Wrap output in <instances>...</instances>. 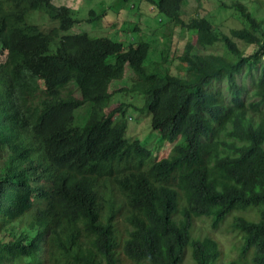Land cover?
Segmentation results:
<instances>
[{"label": "trees", "instance_id": "16d2710c", "mask_svg": "<svg viewBox=\"0 0 264 264\" xmlns=\"http://www.w3.org/2000/svg\"><path fill=\"white\" fill-rule=\"evenodd\" d=\"M53 1L0 0V264H176L172 250L184 248L188 235L171 229L177 224L192 229L199 220H208L214 227L224 223L238 231L242 262L232 261L264 264V115L258 149L245 155L237 168L219 169L206 160V146L199 145L191 126L171 114L195 99L196 93L186 92L187 85L226 77L230 85L238 86L231 71L242 67L258 72L257 88L245 94L248 100H258L247 109L264 103L262 24L233 0L230 9L240 12L244 27L231 29L229 35L220 31V25L215 28L213 19L200 9L191 20L183 17L188 0H140L156 6L155 12L176 26L195 31L203 41L200 52L194 43H187L180 57L188 64L187 77L172 73L169 58L158 50L151 67L160 63L159 68L148 74L145 65L151 43L124 53L122 43L93 39L84 29H76L81 21L70 8H57ZM36 13L56 27L45 32L34 19L30 23ZM138 15L146 22L155 14L140 11ZM155 21L165 25L164 18ZM136 31L158 47L157 29L145 31L137 25ZM220 42L235 54L241 53V43L253 44L254 51L249 58L214 63L203 52ZM127 63L145 89L122 88L128 102L114 114L125 113L128 107L151 110L152 125L165 139H176L174 131L182 129L184 141L168 162H152L148 150L126 140V124L115 127L114 114L100 117L95 108L86 126L75 124L77 109L86 103L101 107L113 98L118 90L110 92L105 75L112 68L113 76ZM217 95L223 118L239 110L237 95L231 92L230 100L224 101L220 91ZM137 96L142 102H134ZM114 162L125 166L124 180L113 178ZM206 172L214 174L220 185L208 184ZM238 209L242 212L234 214ZM231 214L233 218L224 221ZM117 219L126 224L124 232L117 229ZM213 239L207 237L193 249L197 264L219 263V246ZM251 251L253 260L247 254Z\"/></svg>", "mask_w": 264, "mask_h": 264}, {"label": "clouds", "instance_id": "9594fccd", "mask_svg": "<svg viewBox=\"0 0 264 264\" xmlns=\"http://www.w3.org/2000/svg\"><path fill=\"white\" fill-rule=\"evenodd\" d=\"M135 1H136L137 5L141 4L140 0H135ZM202 1L203 0H199L200 3ZM226 1H228V0H226ZM204 3H211V2H204ZM212 3H215V2H212ZM142 4L146 5V6L149 5L150 9L153 10V11H150V13H153L156 10H158L156 6H152L151 4L147 3L146 1H144ZM189 4L190 3L188 0L187 5L183 7L182 15H183V17H186L188 20H191L195 15L193 17H191V16H187V15L183 14L186 11V8L189 6ZM243 5H245V4H243ZM227 6H229L227 2L225 3L224 6L219 5V9H217L215 11V12H217L216 16H218L219 14H222V12L227 11L228 10ZM57 8H59V7H57ZM230 8H231V4H230L229 9ZM247 9H248V14L251 15L256 22L262 24V26L264 27V18H259V16L262 15V13L264 14V2H260L258 0L256 2L255 7H248ZM200 10L204 11L206 9H200ZM118 12L111 13L109 15L105 14V12H103L101 15H99V17L95 18V13L93 11H91L89 13L90 19H85L84 21H81V23H82V25H86V26L91 28V29H89V33L92 35H98L99 34L98 32H101V31L108 33L107 37H100V38L93 37V39L105 38V39H108L109 41H112L114 43H120V42H118V40L122 39L124 35L129 34L130 31H133L136 33H139V32L136 31L137 25L135 26V30H130L131 29V27H129L130 21H128V22L126 21L125 23L122 22V24H121L122 26L118 27L117 22L120 21V16L122 14L121 11H118ZM40 14L41 13H39V15ZM202 14H204V13L202 12ZM137 15H138V13H137ZM204 15H206V14H204ZM105 19L115 22V26L113 29L114 34H112L107 29L103 30L100 26L95 25V23L99 22V20L102 21ZM48 21L50 22L49 18H48ZM36 26H38V25H36ZM93 29H95V31ZM220 31H221V28H220ZM93 32H95L96 34ZM235 41L238 42L239 40L235 39ZM142 43H148V42L135 43V44H131L130 46H125V44L122 43L124 45L123 52L128 53L132 48H137L138 45L142 44ZM151 45H152V49H151V53L149 55L150 58L147 61L148 63H146L147 65H145V69L148 71V74L153 72V69H151V71L149 72V68H151V65L156 62V58H153V57L157 56V52H156V54L153 53L154 50H156L154 43H151ZM241 45H242V43H241ZM250 45H252L254 48L253 44H250ZM214 47H211L210 49H213ZM225 49H227V48L225 47ZM195 50L198 51L197 46H196ZM203 53H205L204 54V55H206L205 57L210 58V54H213L214 52L208 53L207 51H204ZM231 53L233 55L238 56V57L236 59L230 58V57H221L217 61H214V63H218L222 59H230V60L236 61L239 58H241V56L245 57V58H249V55L251 54L250 53V54H248V56H244L242 53H239V54H235L234 52H231ZM260 61H263L262 57L260 58ZM110 62H111V60H110ZM117 64H119V62H117ZM126 66H129L128 63L126 64ZM146 67H149V68H146ZM129 68H130V66H129ZM231 73L233 74L235 82L237 83L238 86L230 85L228 83V80L226 77L220 78V79L212 78V79L205 81L201 85H187L186 87H184L186 92L187 93H190V92L196 93L194 95L195 99L189 100L187 102V107H185V108L182 107L179 110L176 108L177 111L171 112V114L174 118H177L181 121H185L186 123H188L191 126V128L193 129V132L195 134L194 136H195L197 142L199 143V145L203 144L206 146V149H205L206 160L211 162V166H217V167H219V169L220 168L235 169L244 161L245 155H248V153H252L254 150H257L258 149V146H257L258 145V135H259V133L263 127V123H262L261 119L263 118V115H264V103H261L257 107V109H255V110H249V109H247L248 105L251 103H255V101H257L258 99L257 98H250L248 100L246 98V95H245L246 93L251 95L252 94L251 92H254V90L257 88L258 72H256L255 69L250 70V69H246V68L242 67L240 70H232ZM180 76H182V75H180ZM183 76L187 77V72ZM184 80H187V79H184ZM247 80H249V81H247ZM222 82H224V85H221ZM242 85H244L245 89L240 88V86L242 87ZM130 89H132V88H130ZM219 91H220V95H221L223 101H224V99L227 100L228 98L230 100V93L231 92L238 96L239 101H240V106H239V110L233 116L230 117L227 114L226 117L223 118L221 111H220L222 102L219 100V96L217 95ZM145 101H146V99H145ZM145 101H144V103H145ZM89 104L94 105L93 103H89ZM130 109H134V108L128 107V108H125V110H126L125 113L121 111V112L117 113L116 115H113V114L109 115V116L113 115L111 120L114 123L115 127H117L120 124H126L125 126L127 127V120L129 119V117L131 118V120L133 119V117L128 115ZM140 112L142 114L146 113V115H148V114L151 115L150 127L152 128L153 131H156L159 133V136H158L159 142L168 143L169 145L172 146L171 147V153H170L171 155L168 158L158 160L157 157L155 156L154 150H150L140 141H135L133 143H139L146 150H148L151 153L152 162H158L159 163V162H164V161L168 162L169 160H172L177 155L176 146L183 143L184 136H186V135L184 134V132H182V129H177V131H174L176 134H178L176 139L170 140L169 137H167L165 139L162 135L161 130L155 129L152 125L154 113L151 110L150 111L145 110V111H140ZM180 114H182L183 116H180ZM87 123H86V125H87ZM75 124H76V122H75ZM76 126H79V125L76 124ZM79 127H82V126H79ZM171 132H173V131H170V133ZM124 138L126 140H128L129 142H131L126 137H124ZM114 168L116 170V173L113 174V178L118 177L119 180H124L126 177L125 166L120 165L117 162H114ZM206 173H207L206 175L208 178V180H207L208 184L213 185V186L214 185H217V186L220 185L219 184L220 181L217 179V177L214 176V174H212L210 172H206ZM262 178H264V173L262 174ZM178 193L180 196L183 195V193L180 191H178ZM181 209H182V206L180 207V210ZM150 214H151V217H152V215H153V217L155 216L154 208H151ZM258 218H259V216H258ZM174 220L176 221L177 217ZM200 221H206V220H199L197 222H200ZM120 222L123 225H126L122 219H120V220L117 219L116 225H119ZM15 223H17V222H13L12 225L17 226L18 223H17V225H15ZM127 226L129 228V230L132 229L129 225H127ZM178 227L179 226L177 224V227L172 228L171 231H173L175 233H181V234L186 233L188 235V240H187L184 248H182L180 250H172V252L176 255V264H180V263L186 264V261L188 260L189 257H191L193 264H197L196 259L193 255V249H195V248L197 249V246L200 245V242L204 241L203 239H205L207 237H212V235L211 234L210 235H202L200 232H198L195 225H193L192 229H185V228L181 229ZM212 228L214 230H219V229H226L227 230L228 229L231 231H233V229H234L233 226H227L224 223H221L217 227H214L212 225ZM117 229H119V227H117ZM193 230H194V234L192 235ZM236 232L238 234V231H236ZM125 237H126V235H123L119 240L122 242V244L124 242ZM213 240H215V239H213ZM215 241H217V240H215ZM218 246H219L220 253L217 256L220 255V258L217 261L219 263H216V264H226L225 263L226 255L224 253V248H223L221 242H218ZM242 248L243 247L240 244L238 249H236V252H237L236 255H238L236 260H238L240 263L242 262V259H240L239 255L242 252ZM247 254H249L253 260V255H254L253 251H251ZM118 255H119L120 259L125 258L123 256V252H122L121 248L118 250ZM227 264H238V263L231 260V261H228ZM247 264H249V263H247Z\"/></svg>", "mask_w": 264, "mask_h": 264}, {"label": "rangeland", "instance_id": "374dc122", "mask_svg": "<svg viewBox=\"0 0 264 264\" xmlns=\"http://www.w3.org/2000/svg\"><path fill=\"white\" fill-rule=\"evenodd\" d=\"M125 0H55L53 2V5L55 7H62L66 6L71 9V11L74 13L75 18L84 21L85 19L89 18V13L93 11L95 13V18L99 17L103 12L105 14H111L121 11L120 21L117 22V26L121 27L122 22L125 23L126 21H130L129 27H131L130 30H135L136 25H140L143 30L147 31L152 28L157 29V34H160V39L156 41L157 46L156 50H154V54H156L157 50L158 53H164V56L168 57L170 60V66H171V72L174 74H180L185 75L187 72L188 64L183 62L181 60V55L184 54L187 43H194L195 46H197V50L200 51L203 46H200L203 41L200 40L197 37V34L195 31H188L182 27H178L175 25V23L172 22V20H167L166 17L159 15V11L155 15H151L147 21L144 22L142 17L137 15L140 11L144 14H150V11H153L150 9L149 5H143L140 4V11H138L139 6L137 5L135 0H128L130 4L131 10L127 8V4L124 3ZM232 0H228L225 2L228 3L230 6ZM236 2L243 3L248 7H255L256 2L258 0H233ZM260 2H264V0H259ZM206 1H202L201 3L199 0H189V6L186 8V11L183 13L187 16L193 17L199 9H206L201 10L204 14L207 15V17L213 19L214 27L217 28L220 25L221 31L224 34H230L231 29H241L244 27L243 19L240 16V12L235 10L234 8L228 9L225 12H222V14H219L216 16L215 12L217 9H219L218 3H204ZM125 9V10H124ZM131 11V12H130ZM125 12V13H124ZM39 13L32 14L30 16V23L33 24V19L36 25L38 27L45 31L49 32L52 29H54L56 26L53 25V23L48 21V18L45 17L43 14L38 15ZM38 15V16H37ZM158 18L159 21H161L163 18L165 21L162 24L165 25H159L155 18ZM142 18V19H140ZM259 18H264V14L259 16ZM118 19V18H117ZM188 20V19H187ZM96 26H100L103 30H109L112 34H114L113 29L115 26V22L109 21V20H102L97 23H95ZM99 27V28H100ZM84 29L86 33H89L90 27L86 25H81L77 27L76 29ZM95 31V29H93ZM95 33V32H93ZM98 35H92L93 37H107L108 33H105L103 31L98 32ZM163 33V34H162ZM219 33L220 32H216ZM73 34V32H72ZM96 34V33H95ZM142 35V36H141ZM166 35L168 39L166 41L163 40V36ZM120 43H124L125 46H130L131 44L135 43H141V42H148L153 43L150 41V39L147 37L146 34H139L133 31H130L129 34H126L123 36L122 39L118 40ZM224 43L220 42L217 43L216 46L213 49L206 50L208 53L214 52L213 54H210V58L214 59V61H217L221 57H230L236 59L238 56L233 55L231 51L225 49ZM241 46V53L244 56H248V54L252 53L254 48L252 45H245L242 44ZM157 53V54H158ZM148 63V62H147ZM147 65V64H146ZM160 63L158 65L154 66V68H149V72L151 69L156 71L159 68ZM112 69V68H111ZM111 69H109L105 75L104 81H110L111 82V91L113 92L115 90H118L113 98L108 101L104 106L96 107L92 104H85L84 106L80 107L75 112V122L79 126H85L86 123L90 120L94 109L97 108V114L100 117H103V115H109L114 114L115 110L121 105V103L126 104L127 101V92L120 91L122 88L130 87L133 90H136L138 88L145 89V85L143 82L136 77V71L133 72L129 66L124 67H118L115 69L114 75L117 78H113V76L110 74ZM155 82V80H152ZM249 81V80H247ZM147 85L148 83L145 82ZM221 85H224V82L221 83ZM75 94L78 98H80L79 91L76 89ZM78 91V92H77ZM140 100V101H139ZM142 102V99L138 98L134 101L135 103ZM117 114V113H116ZM114 114V115H116ZM129 119L127 120V127L124 130V137L129 139L131 142L140 141L142 142L147 148L150 150H154L155 156L158 160H162L164 158H168L171 154V145L168 143H161L158 141L159 133L156 131H153L150 127L151 123V115L142 114L140 111H137L135 109H130ZM119 120V119H118ZM117 120V121H118ZM158 133V134H157ZM35 191V190H34ZM261 207H250L247 209H260ZM242 212L241 209L236 210L234 214H240ZM234 214H231L226 217L224 221L229 220L230 218H233ZM260 216V215H259ZM17 225V223H15ZM198 232H200L202 235H209V232H212V237L217 240L218 242H221L224 253L226 255L225 263L227 264L228 261L237 259V252L236 249H238L241 240L238 237L237 232L233 229L226 230V229H219L214 230L212 228L211 222L209 221H200L195 224ZM126 230V226L123 225L121 222L119 223V231L124 232ZM194 234V230L192 232V235ZM186 264H193L191 257L188 258L186 261Z\"/></svg>", "mask_w": 264, "mask_h": 264}]
</instances>
